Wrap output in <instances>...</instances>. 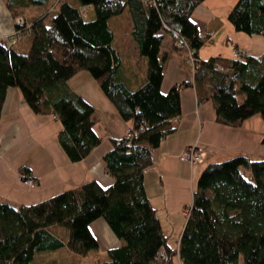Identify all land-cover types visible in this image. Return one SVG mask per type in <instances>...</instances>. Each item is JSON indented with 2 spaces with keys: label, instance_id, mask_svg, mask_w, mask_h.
<instances>
[{
  "label": "trees",
  "instance_id": "1",
  "mask_svg": "<svg viewBox=\"0 0 264 264\" xmlns=\"http://www.w3.org/2000/svg\"><path fill=\"white\" fill-rule=\"evenodd\" d=\"M4 1L14 17L26 16L15 29L23 33L18 43L26 40L29 47L19 51L18 43L0 38V119L8 89L17 87L36 114L61 121L58 138L68 157L74 162L86 158L102 143L99 117L67 81L87 71L129 122L133 137L113 139L103 155L114 178L108 186L90 179L30 204L0 200V264H60L64 249L86 256L100 248L91 228L99 217L126 242L87 264H264V157L237 153L206 165L186 206L176 247L145 184L154 149L174 132L171 121L182 115L181 92L192 83L200 98L205 95L202 101L212 100L219 123L239 127L255 115L264 120V53L202 59L206 39L192 15L205 0H163L158 8L140 0ZM84 6L94 9V19H86ZM37 7L44 11L30 12ZM122 15L131 22L146 63L136 88L114 43L113 22ZM228 21L238 32L264 34V0H237ZM166 32L175 42L163 50ZM175 33L188 41L199 68L193 82L176 83L164 93L166 63L185 51ZM217 62H224L226 70H216ZM20 170L30 176V168Z\"/></svg>",
  "mask_w": 264,
  "mask_h": 264
},
{
  "label": "crops",
  "instance_id": "2",
  "mask_svg": "<svg viewBox=\"0 0 264 264\" xmlns=\"http://www.w3.org/2000/svg\"><path fill=\"white\" fill-rule=\"evenodd\" d=\"M236 2L237 0H228L229 5L220 12L217 8L219 4L214 0H205L193 12L192 19L198 25L200 33L212 31L214 35L211 37L217 36L212 42L211 37L205 40L199 52L202 59H229L221 57L216 46V43L224 41L226 34H229L227 36H230L232 44L255 55V49H252L250 43L252 35L249 38L240 36L228 21V14ZM1 5L0 36L11 33L14 29L11 11L4 3V6ZM37 8L44 10L42 7ZM90 11L94 9L88 6L86 13ZM115 19L114 27L118 26V23H128L126 36L135 45L134 55L138 59V45L133 37V28L128 16ZM121 20L124 21L120 22ZM224 27H227V33L222 31ZM119 37L115 34L114 43ZM174 42L172 34L166 32L162 49H170ZM261 55L262 53L255 56ZM185 58L186 52L179 51L167 61L162 82L164 93L176 83L193 82L194 75ZM67 83L96 109L99 117L96 131L102 143L86 158L72 161L58 138L63 127L61 121L52 114H36L26 102L22 91L17 87H10L0 119V200L14 205L30 204L86 180L97 179L104 186L114 182V178L106 170L103 155L113 147V139L125 137L130 130V124L122 118L98 81L89 72L87 74L81 71ZM204 96L203 94L202 98ZM202 98L193 83L182 90V115L171 121L174 132L167 135L154 149L153 165L145 171L146 189L157 208L164 231L183 230L186 206L192 202L193 190L208 163L226 160L237 153L264 157L262 117L255 115L239 127L225 125L217 121L212 100L202 101ZM190 146H197L201 150L202 161L191 164L180 159ZM23 166L31 169L30 176L36 179V185H28L20 178V168ZM91 228L100 242V251L97 253L102 256L109 247L126 242L112 231L103 217L94 220ZM60 252L62 257L68 255L71 258L69 264L89 263L77 261L66 249Z\"/></svg>",
  "mask_w": 264,
  "mask_h": 264
},
{
  "label": "rangeland",
  "instance_id": "3",
  "mask_svg": "<svg viewBox=\"0 0 264 264\" xmlns=\"http://www.w3.org/2000/svg\"><path fill=\"white\" fill-rule=\"evenodd\" d=\"M2 1L0 0V4H2L1 6H4L3 3L5 4V1L4 0H2ZM214 1L216 2V4H219V5H217V8L219 9L220 12H222L223 9H226V7L229 5L228 0H214ZM42 11H44V10H38V8L37 9L32 8L30 12L31 13H37V12L39 13ZM30 12H28L27 15H29ZM11 13L13 16V12H11ZM57 13H58V10L53 7L51 10V15L53 14V16H55V15H57ZM86 15H87V18H86L87 20H91V19L95 18V12L94 11L87 12ZM19 16H23L26 19V16H24V15H19ZM19 16H17V17H19ZM17 17L13 16V21H14L13 22V24H14L13 31L11 33H5L4 35H1L0 38L2 37V38L7 39L10 35L14 34L13 32L15 30V20ZM125 17H126V15L118 16L119 19H123ZM122 21H124V20H121L120 22H122ZM130 24H131V22H130ZM131 26H132V24H131ZM128 28H129L128 23H126V22L118 23V26L114 27L115 34L120 36L116 40L115 46H116L118 52L121 54L124 66L126 67V69H128V74L130 75L132 86L134 88H136L143 81V79L145 77L144 71L146 69V65H145L146 63H145V60L143 58L142 59L140 57L138 59L135 58V55H134L135 45H133L131 43V40H128V37L126 36ZM226 30H228L227 27H224L222 29L223 32L227 33ZM238 34H241L240 36H246L248 38L250 36L249 34H246L243 32H238ZM227 35H229V34H226V38L224 39V41L216 43V46H217L218 51H220L221 57L232 58V56H233V50H232L233 41L230 40V36H227ZM216 37H211L210 38L211 42H212V40H216ZM206 43H209V42H206ZM250 43L253 46L252 49H255V51H254L255 55L264 53V34L252 35ZM16 47L19 51H26V49L29 47V43H28V41L24 40V41L18 43L16 45ZM120 50H122V52H120ZM85 72L88 74L87 71H85ZM251 158L257 159L259 157L256 155H252ZM202 163H204V162H202ZM205 163H206V161H205ZM165 232L169 235L170 243L174 247L178 246L182 231H176L175 230V231H165ZM68 251L70 252V255H72V257H75L76 260L80 261L81 263L82 262L83 263L94 262L95 260H97L99 257L102 256L101 254L97 253L100 250H95L86 256H81V255L76 254V253H75V255H76L75 256L74 252H71L70 250H68ZM57 253H60V252H57ZM59 256L62 257L61 253L59 254ZM70 260H71V258L68 257V255H66V256L62 257L59 262H60V264H69ZM242 260H243V258L241 257L240 263L242 262Z\"/></svg>",
  "mask_w": 264,
  "mask_h": 264
},
{
  "label": "built area",
  "instance_id": "4",
  "mask_svg": "<svg viewBox=\"0 0 264 264\" xmlns=\"http://www.w3.org/2000/svg\"><path fill=\"white\" fill-rule=\"evenodd\" d=\"M140 1L142 3H144L145 5H150V6H153L156 8H158L159 5L161 3H163V0H140ZM56 4L54 5L55 9H57ZM87 7L88 6H84L81 8V12L84 14V16L86 15ZM23 23L24 24L26 23V19L23 16H19L16 18L15 24H21L22 25ZM13 33L14 34L10 35L7 39L10 43L16 44V43H18V41L20 39H22L23 33L21 31L16 30V29L14 30ZM175 34L178 35V37H179L178 38V45L187 52V62L189 63V65L191 67V71L194 75V73L199 68V62H198L199 60L194 56L193 51L191 50L188 41L184 37H180V35L178 33H175ZM213 35H214V32L208 31V32L202 34V38L207 39ZM232 50H233V56L232 57L234 59H241V58H244L245 56H247L249 54L244 49L236 47L235 44H233ZM215 69L224 71V70H226V65L224 62H217ZM132 137H133V133L131 132V129H130V130H128L127 134L125 135V138L131 139ZM180 159L183 161H187L191 164H194V163H198V162L202 161L203 154L197 146H190L181 155ZM20 178L23 180L24 183H26L28 185L33 186V185L37 184L36 179H34L30 176H26L23 173L20 174ZM185 212H186V214H188L189 210L186 208Z\"/></svg>",
  "mask_w": 264,
  "mask_h": 264
}]
</instances>
